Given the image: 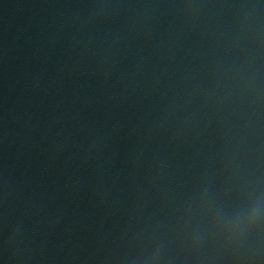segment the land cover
<instances>
[{
    "label": "water",
    "instance_id": "1",
    "mask_svg": "<svg viewBox=\"0 0 264 264\" xmlns=\"http://www.w3.org/2000/svg\"><path fill=\"white\" fill-rule=\"evenodd\" d=\"M0 264H264V0H0Z\"/></svg>",
    "mask_w": 264,
    "mask_h": 264
}]
</instances>
